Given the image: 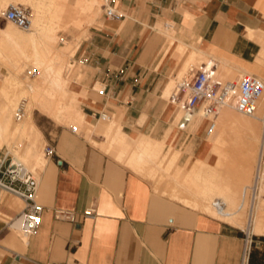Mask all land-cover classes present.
I'll use <instances>...</instances> for the list:
<instances>
[{"label":"crops","instance_id":"1","mask_svg":"<svg viewBox=\"0 0 264 264\" xmlns=\"http://www.w3.org/2000/svg\"><path fill=\"white\" fill-rule=\"evenodd\" d=\"M74 2L67 0L60 24L75 13ZM108 5L123 18L101 12L84 16L87 23H98L74 47L84 67L77 89L86 116L94 122L108 112L116 120L91 123L100 132L92 134V141L66 126L46 135L55 153L46 156L40 177L42 223L24 242L15 220L22 200L2 201L0 264H242L237 225L172 198L168 173L169 179L155 188L146 178L149 172L137 168V159L142 148L158 155L169 145L181 155L185 144L187 162L202 159L193 157L203 143V130L193 133L190 124L192 133L185 138L186 131L174 126L176 109L163 95L192 63L193 53L201 59L210 56L238 75L251 72L264 78V0H106ZM5 8L0 9V36L8 27ZM163 28L174 29L168 40ZM97 85L105 88L103 94ZM116 133L121 136L110 146ZM187 156L184 152L178 164ZM156 158L146 161L154 173ZM15 161L20 164L19 158ZM92 204L97 215L86 218L83 212ZM57 210L73 211L75 221L57 218ZM255 234L248 264H264V233Z\"/></svg>","mask_w":264,"mask_h":264},{"label":"bare ground","instance_id":"2","mask_svg":"<svg viewBox=\"0 0 264 264\" xmlns=\"http://www.w3.org/2000/svg\"><path fill=\"white\" fill-rule=\"evenodd\" d=\"M28 1L29 3H31V5L33 4L34 15L36 17V28H35L36 30L30 33L18 32V30L15 28L16 25L11 21L8 22V27L2 31V35L10 40L9 43H11L12 49L9 52V54L2 52V58L6 59L7 65H8L7 67H10L16 73H21L24 70V67L28 65H31L33 67V68L31 67L33 70L36 69L38 71V74L34 82H31V83L29 82L31 85L30 89H32L34 92V93L31 92V93H33L32 99L36 105L35 107L40 108L41 110H43L44 112L52 116L53 118H56V117L58 118V111L61 108H63V106H65V104L63 105L60 94L66 91L69 83H68V78L64 77V74H63L65 58L62 56V51L58 49L56 46V43H57L56 28L59 27L60 25L64 10L67 5V0H28ZM3 2L4 0H0L1 6L2 4H4ZM101 2H102L101 0H78L77 3L75 2L77 8L80 10V13H82V15L83 14L85 15H83L81 19L78 18L79 21L78 22L75 21L74 26L76 28L78 27L80 28V26H83L84 23L87 21V19H84L85 18L84 16H87L88 18L89 17L88 15L90 14L93 15V13H96L97 11L96 5H98ZM92 15H90V17ZM96 18L97 17L95 16V19ZM32 24H34L33 19H32ZM89 25H91V23ZM183 47L185 48V46ZM192 55H193L191 59L192 63H195L197 61H202V60L204 61V57H202L203 59H201L199 54L193 53ZM192 63H188V64H192ZM206 65L207 67L215 66L216 65L215 60L210 59ZM216 68L217 67L215 66V74L217 77H219L217 73L218 70ZM222 70L227 71V73L229 72L231 74H234V76L239 77V75L236 74V72H234L233 70H231V68L228 67V65L226 64L222 65ZM31 81H33V79ZM23 82L17 83L12 77H9L8 82L0 86V91H2L4 94L3 100L7 103L8 106H14L16 104V103L14 104V101L17 97L16 95L25 96L28 93L27 88L23 85L26 83H23ZM45 84H49L50 88L47 87L48 89L46 88L47 89L46 90ZM1 104L2 103L0 102V106ZM18 107L16 108V111ZM32 107H34L32 104H28L29 111L32 110ZM224 107L232 108L235 111H237L234 108L233 99L229 105L224 106ZM78 113L80 115L79 114L74 115L76 117L78 116V118H76L77 120L75 121L78 122L79 124H83V118H85L86 116L83 112L80 113L78 111ZM31 115L32 114L30 113L29 118L26 119L27 122H29ZM69 115L71 116L72 114H69ZM23 116L17 120H21ZM246 116H249V117H246ZM15 117H16V112H15ZM197 117H200V118L197 119L192 124L193 133H195V131H197V129L200 128L203 120L205 121V119L198 113V114H195L191 118V121L189 122L187 126H189ZM60 118H62V116ZM2 119L3 118L0 117V144L7 143L10 146L11 144L9 140L7 139V132H6V128H5V125ZM263 119H264V96L259 101L258 107L252 115H243V114L240 115L232 111L231 109H225L224 111H220L215 121V128L212 132L209 133L210 140L212 141V146L209 152V157L206 159H193L191 166L185 171L184 169L182 170L181 168L180 173L178 174H175V171L173 170L174 167L172 169V166H174V163L177 161V159L181 155H180V152H178V150L175 149L174 151L173 149L174 152L172 151L169 164L167 165V167H165V170H167V172L169 171V175L173 179L174 182H177L179 185L183 184V186L187 190V193L188 191H190L191 193L190 195L192 198L191 199L186 196L189 193L185 195L186 197H183V195H180V198L182 199L181 201H184L185 203L193 202L197 206H198V203L203 204V207L204 208L206 207L205 209L212 210L213 213H214V210L211 207V202H212L211 199H213V197L215 196H217L215 198H220L219 196H221L223 197V200L225 202H229L231 205L237 206L238 204L237 202L240 200V198L238 200L239 191L240 189L242 191L243 187L246 186L245 183L251 181V178H252L251 173L253 172L252 167H253L254 161H256L259 148L262 142H264ZM27 122H26V125H27ZM29 126H31V124ZM34 126L35 125L33 124V127ZM20 129H22V127L13 130V134L16 133L18 130L20 131ZM112 129L113 128L109 127L107 132L111 133L113 131ZM24 131H25V128H24ZM116 134L112 136L114 140L117 139L116 136L120 135V133L119 135L118 134L116 135ZM146 145L148 146V148H150L149 145L152 147L151 144L149 145L146 144ZM146 151H144L142 148L141 152L138 154V159H137L138 169L143 168V165L146 164V161H149L148 159L152 161L151 158L153 156H156L158 158V155L160 154L159 152H161L158 150L159 151L157 152V154L159 153L158 155L156 154L150 155V154H147ZM151 151H153V149ZM154 151H155V148H154ZM133 160L134 159H132L131 161ZM14 162L15 164L18 163L15 160ZM40 163L42 164V162ZM40 163L38 162L37 165H40ZM181 170L184 172H182ZM191 172L195 173L194 176L191 175ZM172 175L174 177H172ZM177 194L178 193H175V195ZM233 206H229L228 208L230 209ZM235 208H231V209L234 211ZM258 211L259 213L261 212L263 213H261L259 216L256 217L255 222H254L253 231L255 233L256 232L264 233V208L260 207ZM243 216L244 214L242 212L241 213L238 212V213L233 214L231 217L227 218V220H229L230 222H233L234 224H239L241 223V221H243ZM16 223H17L16 226L20 228V221L16 219ZM22 240L24 242H27L26 239H22Z\"/></svg>","mask_w":264,"mask_h":264},{"label":"built area","instance_id":"3","mask_svg":"<svg viewBox=\"0 0 264 264\" xmlns=\"http://www.w3.org/2000/svg\"><path fill=\"white\" fill-rule=\"evenodd\" d=\"M105 15L109 18L120 20L123 13L113 5L105 8ZM7 21L13 22L24 31L31 30L32 11L22 3L10 2L2 12ZM37 74V70L31 74ZM100 94L105 92L104 87L97 90ZM264 96V78L251 73L242 72L236 80H222L215 74V66L207 67L201 64L199 67L191 66L186 75L178 82L177 86L169 94V101L175 104L180 119L176 127L185 130L195 114H200L205 119L204 133L209 134L215 128V121L219 110L234 100V108L243 115H252L261 98ZM25 113V100H22L16 111V118L20 119ZM101 120H108L111 115L108 112L99 114ZM264 122V119H263ZM71 130L79 133L77 125H72ZM264 139V133H263ZM45 156L55 153L51 144L44 148ZM40 179L33 170H29L22 164L14 162L13 156L6 153L0 156V194L8 193L19 197L24 206L15 217L20 221V230L27 237L34 235L42 223L43 205L39 201ZM217 219L227 222V218L243 211L244 222L239 230L242 233L243 249L242 264H248L251 248L256 243V234L253 231L254 222L260 207L264 208V142H262L254 164L252 178L249 184L243 187L240 200L234 209H229L227 202L221 198H214L211 202ZM86 218H95L97 207L92 204L84 210ZM57 218L75 221L73 211L57 210ZM11 225V224H10Z\"/></svg>","mask_w":264,"mask_h":264},{"label":"rangeland","instance_id":"4","mask_svg":"<svg viewBox=\"0 0 264 264\" xmlns=\"http://www.w3.org/2000/svg\"><path fill=\"white\" fill-rule=\"evenodd\" d=\"M9 2L22 3L26 7H28V8L31 9V11H32V19H33V23H34L31 26V28H32L33 31L32 30L24 31V30L20 29L18 26H15V28L18 30V32H23V33H26V32H28V33L34 32L36 30L35 29L36 28V17L34 15L33 4L31 5V3H29L28 0H4V2H3L4 4H2V6L0 5L1 8L2 7L5 8V6ZM75 2H77V0H75ZM105 5H106V0H104L103 3H99L98 5H96V8H97L96 13L101 12L100 13V16H102L104 14V12H105V9H104L105 8ZM70 6L73 7V8L75 7L74 8L75 9V13H73V15L71 17L66 18L59 25V27L56 28V34H57V43H56V46H57L58 49H60L62 51V56L65 58L64 72H63V74H64V77L68 78V83H69L68 84V88H67L68 90L66 89L65 92H62L60 94L61 95L62 102H63V105L65 104V106L62 105L65 110L63 108H61L58 111V118L57 117L56 118H53L52 116H50L49 114H47L46 112H44L43 110H41L40 108H36L35 107L36 105H35V103L33 102V99H32V95H33L34 92H33L32 89H30L31 88L30 83L31 82H34V80H35V78H36V76L38 74V71H37V74L36 75H35V73L31 74V72H33L34 70H36V69L33 70L32 69L33 67L31 65H28V66L24 67V70L21 73H16L13 69H11L10 67H7L8 66L7 65V61H6L5 58H2V52L3 53H6V54H9V52L12 49V45H11V43H9L10 40L8 38H6L5 36H3L2 33H1V36H0V50H2V51H0V86L3 85V84H5V83H7L9 77H12L15 80V82H17V83L18 82H23V80H24L23 83H26V84H23V85L28 90V93L25 96H23V95L22 96L21 95H16L17 97H16V99L14 101V104L15 103L16 104L14 106H8L7 105V103L3 100V95L4 94H3L2 91H0V102L2 103L1 106H0V117L3 118L2 120H3V123L5 125L6 132L8 133V127L10 129V132L13 131V130H15V129H17V128L22 127V129H20V131L18 130L14 134L13 133H10L9 136L7 134V139L8 138L10 139V144L11 145L9 146V144H7V143L6 144L5 143L0 144V156H4L6 153H9L10 155L13 156V159L14 160H16V159L18 160V158H19L20 164L24 165V167L27 168V169H29V170H33L36 173V176L39 179H40V177H41V175H42V173L44 171V164L46 162V156H45V153H44V148H45V145L47 144L46 135H53V134H55L56 129L58 127H63V126L71 127L72 125H77L78 126V129H79V133L84 134L87 139H89L90 141H92V134H100V132H97L96 131L97 128H95V126H93L91 123H93L95 125L111 124L112 121L116 120V115L112 114V117L109 120H96L94 122H90L89 119H88V116H86V113L83 110V106H82L83 105L82 104V101L83 100L81 99V95L79 94L77 88H78V84L84 79V67H83L82 63L79 62V61H77V59H76V47L78 45H80V42L82 41V39L84 37H87L89 35V32H88L89 26L92 27L94 24L98 23V20L95 21L92 25H89V23H85L83 26H80V28L79 27L78 28H75L73 26V22H74V20L77 17L80 16V12H78L76 10V5L75 4H70ZM98 6H99V8H98ZM83 15H85V14H83ZM8 22H10V21H8ZM162 32L166 36V38L168 40V37L170 36V34H174V29L173 28H169V29L165 30L163 28V31ZM74 46H76V47H74ZM210 58H212V57H210V56L208 57L207 56V58H205L204 61L202 60V61H197L195 63H192L189 66H187L183 71H181V73L178 74L177 79L172 82V85L166 91V94L163 95L164 99H166V101L169 102L168 101L169 94L174 89V87L178 84V82L186 75V72L188 71V69L191 66L199 67L201 64H205L206 65L209 62ZM212 59H214V58H212ZM215 64L218 65V72H217L218 75H219L218 78H220L222 80H236L238 78L237 76H234V74H230L229 72L227 73V71L222 70V63L221 62L218 64L216 62V60H215ZM11 70L13 71V73H12ZM12 74L13 75L16 74V75L13 76ZM69 78H70V80H69ZM32 79H33V81H31ZM27 85H28V87L30 85L29 89H28ZM47 87L50 88V85L49 84H45V89ZM97 88H100V87L98 86ZM72 91H73V93H72ZM31 92H33V93H31ZM66 98H67V100H66ZM22 100H25V113H24V116H23V118L21 120H17V118L15 117V112H16V108L19 106V104L21 103ZM65 102L66 103L68 102V103L66 104ZM28 104H32L34 106V107H32V110L31 111L28 110ZM68 104H69V106H68ZM169 104H170V106L174 107V109H176L174 103L170 102ZM225 109H231L232 111H234V112L242 115L238 111H235L234 109L227 108V107H223L222 109L219 110V112L220 111H224ZM70 110H71V112H70ZM78 111L80 113L83 112L85 114V116H86L85 118H83V116H82V118H83V124H79L78 122L75 121V120H77L76 118H78V116L76 117L74 115L79 114ZM74 112H75V114H74ZM30 113L32 115H31V118H30L29 122H27L26 119L29 118V114ZM69 114H72V115L70 116ZM61 116H62V118H60ZM180 116H181L180 115V112H177L176 111V118L174 120V126L178 124V121L180 119ZM246 117H249V116H246ZM72 118H73V120H72ZM199 118L200 117H197L191 123V125L197 119H199ZM84 121H85V123H84ZM26 122H27V125H26ZM31 122L34 125H36V126L33 127V124ZM89 123H90V125H89ZM205 123L206 122L203 120L200 128L197 129V131H195V133L198 132V131H200V129L204 130L205 125H206ZM28 124L29 125L31 124V126H29ZM118 124H119V122H118ZM24 128H25V131H24ZM190 128H191V126H188L185 129L187 135L190 132ZM40 132L42 133V135H41ZM203 134H204L203 135V137H204L203 143H202V145L199 148L198 154L195 157H193V158L206 159V158L209 157V152H210V149H211V146H212V141L210 140V134H205L204 131H203ZM107 137H108V139H110L111 138V133L110 134L108 133L107 134ZM187 137L185 136V138H187ZM112 139L110 140V146H114V144L116 143V140H114V139L112 140ZM207 141H209V143H208V145L204 149V146L207 143ZM187 145L188 144H185L183 146V148H182L183 150H181V153H182L181 156L183 155L184 152H186L188 154V156H187L184 164H182V165L178 164V161H179V159L181 157L180 156L177 159V161L174 163V166H172V169L174 167L173 170L175 171V174L180 173V169L181 168H182V170L184 169V171H185L192 164L191 161L187 162V160H188V158L190 156V152L187 151V150H184ZM168 147H170V148L168 150H163V154L160 153L158 155V158L156 159L157 165H158L157 170H156V173H154L153 171H150L149 169H147L148 166L146 164L143 165V167L147 171H149L150 176L149 175L148 176L145 175L146 174V171L140 170L141 173H144L143 175L147 176L146 178H150V179H152L153 182H155V188L158 185L166 182V180L169 179V176H168L169 171L167 172V170H165V167H167V165L169 164L170 156H171V153H172L173 149L175 151V149L177 150V148H174L171 145H169ZM166 159H167L168 163H167ZM38 162L39 163L42 162V164L40 163V165H37ZM254 164H255V161H254ZM254 164H253L252 170L254 168ZM184 171H182V172H184ZM157 172L158 173H161V176H158L157 177V174H158ZM166 173H168V174H166ZM194 174H195L194 172H191V175L192 176H194ZM172 177H174V176L172 175ZM249 183H250V181L247 182V183H245V184L247 185ZM177 184L178 183L177 182H174L173 179L171 178L170 186L172 185L174 187V189H173V187L171 186L172 187L171 190L173 191V192L171 191V197L172 198H176L178 200H182L180 198V195H183V197H186L187 196V197L191 198L190 191H188V193H189L188 194L187 193V190L183 186V184H180V185L179 184L177 185ZM174 191H175V193H178L177 195L179 197L177 195H175ZM185 191H186V193H185ZM180 192H181V194H180ZM240 193H241V189L239 191L238 200L240 198ZM186 194H188L189 196L186 195ZM215 197H217V196H215ZM215 197H213V199ZM219 197L223 199V197H221V196H219ZM16 198H18V197L13 196V195H10V194L5 193V192H1V194H0V203L2 201H6L8 199H9V201H12L13 199H16ZM213 199H211V200H213ZM182 202H184V201H182ZM227 203H228L229 206H233L229 202H227ZM186 204H188V205H190L192 207L198 208V209H200V210H202L204 212H207L211 216H215V213H213L212 210L205 209L206 207L204 208L203 207V204L198 203V206L195 205V203H193V202L186 203ZM23 206H24V203L22 201L21 204L17 207V209L20 210ZM235 206L236 205H234L231 208H235ZM241 212L243 213V211H241ZM241 212H239V213H241ZM261 213H263V212H261ZM261 213H259V211H258V213H257L258 215L257 216H259ZM15 220H12L11 223L14 222ZM227 221L230 222L229 220H227ZM243 222H244V216H243V221H241V223H239V224H234L233 222H230V223L233 224V225H237L239 227H242ZM10 230H12V232L14 231L13 228H10ZM16 232H17V234H18V236L20 238L26 239V240L28 239L27 236H25L23 234V232L20 230V228L17 227V226H16Z\"/></svg>","mask_w":264,"mask_h":264}]
</instances>
